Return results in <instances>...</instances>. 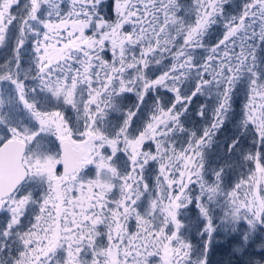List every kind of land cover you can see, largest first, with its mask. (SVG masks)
Masks as SVG:
<instances>
[{
    "label": "snow or ice",
    "instance_id": "snow-or-ice-1",
    "mask_svg": "<svg viewBox=\"0 0 264 264\" xmlns=\"http://www.w3.org/2000/svg\"><path fill=\"white\" fill-rule=\"evenodd\" d=\"M0 52V264H264V0H0Z\"/></svg>",
    "mask_w": 264,
    "mask_h": 264
},
{
    "label": "trees",
    "instance_id": "trees-1",
    "mask_svg": "<svg viewBox=\"0 0 264 264\" xmlns=\"http://www.w3.org/2000/svg\"><path fill=\"white\" fill-rule=\"evenodd\" d=\"M4 59V53L0 52V62H2ZM203 97L199 101H197L192 106V113L194 114L196 108L198 107L199 103L203 101ZM194 121L198 124H203L204 121H201L199 117H194ZM233 126L231 124L228 125V128L224 131L223 134H221V140L224 139L226 135H230L231 131H233ZM220 243H218L213 251V254L211 256L212 264H229V261L231 260V264H236V261L232 259L231 251H230V245L223 241L222 238H219Z\"/></svg>",
    "mask_w": 264,
    "mask_h": 264
},
{
    "label": "rangeland",
    "instance_id": "rangeland-1",
    "mask_svg": "<svg viewBox=\"0 0 264 264\" xmlns=\"http://www.w3.org/2000/svg\"><path fill=\"white\" fill-rule=\"evenodd\" d=\"M218 240H219V238H218ZM220 243V242H219Z\"/></svg>",
    "mask_w": 264,
    "mask_h": 264
}]
</instances>
